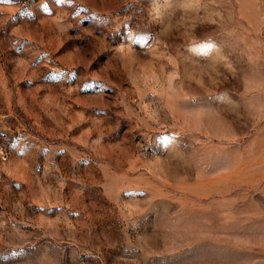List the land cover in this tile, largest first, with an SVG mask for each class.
<instances>
[{
  "label": "rangeland",
  "instance_id": "1",
  "mask_svg": "<svg viewBox=\"0 0 264 264\" xmlns=\"http://www.w3.org/2000/svg\"><path fill=\"white\" fill-rule=\"evenodd\" d=\"M0 264H264V0H0Z\"/></svg>",
  "mask_w": 264,
  "mask_h": 264
}]
</instances>
